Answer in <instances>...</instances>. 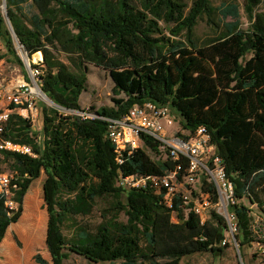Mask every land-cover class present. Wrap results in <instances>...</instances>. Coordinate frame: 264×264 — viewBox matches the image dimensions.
<instances>
[{
    "label": "trees",
    "instance_id": "1",
    "mask_svg": "<svg viewBox=\"0 0 264 264\" xmlns=\"http://www.w3.org/2000/svg\"><path fill=\"white\" fill-rule=\"evenodd\" d=\"M212 1L5 0L11 29L0 13V40L9 51L17 40L31 60L41 54L31 67L58 108L42 107L39 135L17 113L4 125L2 138L30 147L34 156L0 151L1 163L13 174L8 198L15 205L9 208L0 194V244L21 216L30 185L44 174L50 264H63L68 252L117 264H181L191 254L218 253L224 236L220 216L211 212L201 225L177 198L168 207L163 189L117 185L119 177H157L173 169L169 160L152 159L159 145L149 136H143L147 149L120 154L105 136L106 122L99 117L119 119L145 102L168 103L187 131L208 130L235 186L238 244L253 241L251 210L240 201L256 205L264 216V0L243 1L246 29L235 0L218 7ZM203 18L210 32L201 39L196 26ZM87 65L106 70L113 94L121 97H112V106L96 109L92 117L60 113L59 108L82 112ZM202 188L215 198L211 185ZM94 208L100 221L92 230L78 217ZM63 227L71 229L69 238ZM34 259L48 264L38 255Z\"/></svg>",
    "mask_w": 264,
    "mask_h": 264
},
{
    "label": "built area",
    "instance_id": "2",
    "mask_svg": "<svg viewBox=\"0 0 264 264\" xmlns=\"http://www.w3.org/2000/svg\"><path fill=\"white\" fill-rule=\"evenodd\" d=\"M16 51L24 57V48L14 41ZM27 79L19 78L13 89L4 92L0 77V151H11L34 156L30 147L15 144L2 138L4 125L14 111L20 116L32 119L33 111L37 116V100H44L37 78L39 71L32 68L28 59L23 58ZM14 106L11 109V106ZM168 103L145 102L142 105H133L129 111L119 119L99 117L106 122V138L113 144L115 152L136 148H145L143 136H149L158 143L157 160H169L173 169L157 177L141 178L135 175L119 177L117 185L123 189L144 188L148 183L160 193L163 202L171 207L173 199L177 198L182 205L188 207L195 215L199 216L203 225L214 212L223 219L224 236L220 243L225 245L228 241H236L238 234V219L233 212V206L238 200L235 197V186L226 174L221 158L216 153V145L212 142L208 130L204 126L193 131H187L180 126L169 132L174 117ZM24 112L26 114H24ZM81 115V114H80ZM92 117V115H87ZM119 162H121L119 160ZM211 185L215 191V198L204 190L203 182ZM10 179L5 174H0V194L7 197L6 204L12 208L9 200ZM172 220L176 222L175 217ZM259 250L264 253V244L259 245Z\"/></svg>",
    "mask_w": 264,
    "mask_h": 264
},
{
    "label": "rangeland",
    "instance_id": "3",
    "mask_svg": "<svg viewBox=\"0 0 264 264\" xmlns=\"http://www.w3.org/2000/svg\"><path fill=\"white\" fill-rule=\"evenodd\" d=\"M188 4L191 0H185ZM239 4V12L241 15V28L246 29L248 27V21L243 11V1L235 0ZM224 0H213L212 5L218 7ZM0 13L4 16L2 8V0H0ZM209 26L205 18L201 19L196 26V35L201 39L209 35ZM0 57L5 58L2 64L4 70L10 73L13 77L18 74H24V62L23 58L28 59L30 64H34V61L29 59L24 54V57L19 54L14 44L12 43V49L9 51L4 43L0 40ZM60 60L67 63L63 54H59ZM87 77H86V90L82 92L79 98V105L82 112L68 111L58 109L60 113L65 115L81 114L91 115L96 109L102 107L112 106V97L119 98L120 95H114L112 92V82L108 76L106 70L95 67L93 65H87ZM3 81L4 88L7 84L5 76L0 73ZM9 91H15L13 88ZM54 107L45 100H37V109L39 116L35 115L33 111V128L35 133L40 134L39 130L41 123V109L42 107ZM13 113H17L14 111ZM174 122L169 132L176 130L180 126L181 118L178 113L171 109ZM24 114H26L24 112ZM34 130V129H33ZM153 160H157L156 157L150 154ZM0 174H5L9 179L13 177L12 172L8 169L5 163H1L0 160ZM44 174L35 180L29 187L28 192L23 198L22 213L16 223L11 224L6 233V237L0 244V264H37L34 257L38 255L41 259L47 261L50 264V256L45 246V233H46V221L47 214L43 201L42 183L44 180ZM244 205L249 206L251 210L252 220L250 222L252 239L251 242H241L242 234L239 232L236 237L235 243L228 241L225 245L219 247L218 253H195L185 256L181 260V264H264V253L261 254L259 245L264 244V216L258 211L256 205H250L246 200L240 201ZM12 207H15L13 204ZM121 219H124L121 216ZM78 220L85 223L92 230L99 223L100 217L97 208H94L93 212L82 218L78 217ZM63 233L69 238L71 235V229L63 227ZM63 264H117L116 262H95L93 260L81 257L75 253L68 252V257L63 261Z\"/></svg>",
    "mask_w": 264,
    "mask_h": 264
},
{
    "label": "crops",
    "instance_id": "4",
    "mask_svg": "<svg viewBox=\"0 0 264 264\" xmlns=\"http://www.w3.org/2000/svg\"><path fill=\"white\" fill-rule=\"evenodd\" d=\"M41 56V54H40ZM4 59L3 57H0V73L3 74L5 76V80L7 81V84L5 85L6 88H4V92H7L9 90H11L15 84H16V81L19 79V78H23V79H27L28 81L30 80L29 77L27 76L26 74V71L24 74H18L17 76L13 77L10 73L6 72L2 66L3 62H4ZM41 60V57L37 58V59H33L34 63H37V61H40ZM1 77V76H0ZM2 80V78H1ZM3 83V81H2ZM4 86V85H3ZM37 113H38V110H37ZM37 117H38V114H37ZM32 121V120H31ZM33 123H32V126H31V130L32 132L35 133V128H33ZM34 129V130H33ZM36 130H39V132L41 131V123H40V127H38Z\"/></svg>",
    "mask_w": 264,
    "mask_h": 264
},
{
    "label": "water",
    "instance_id": "5",
    "mask_svg": "<svg viewBox=\"0 0 264 264\" xmlns=\"http://www.w3.org/2000/svg\"><path fill=\"white\" fill-rule=\"evenodd\" d=\"M2 8H3V14H4V17H5V19H6V22H7V24H8V26H9V28L11 29V26H10V24H9V21H8V18H7V16H6V5H5V0H2ZM41 94L43 95V98H44V100L45 101H47V102H49L51 105H53V106H56L42 91H41Z\"/></svg>",
    "mask_w": 264,
    "mask_h": 264
},
{
    "label": "bare ground",
    "instance_id": "6",
    "mask_svg": "<svg viewBox=\"0 0 264 264\" xmlns=\"http://www.w3.org/2000/svg\"><path fill=\"white\" fill-rule=\"evenodd\" d=\"M39 57H41L39 53H36V54L33 55V59L34 60L37 59V58H39Z\"/></svg>",
    "mask_w": 264,
    "mask_h": 264
}]
</instances>
